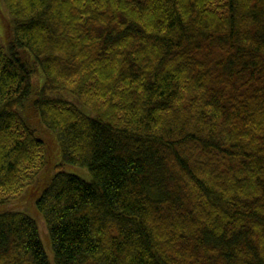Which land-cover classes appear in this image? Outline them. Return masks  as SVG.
Returning a JSON list of instances; mask_svg holds the SVG:
<instances>
[{
	"label": "trees",
	"instance_id": "16d2710c",
	"mask_svg": "<svg viewBox=\"0 0 264 264\" xmlns=\"http://www.w3.org/2000/svg\"><path fill=\"white\" fill-rule=\"evenodd\" d=\"M1 1L0 264H264V0Z\"/></svg>",
	"mask_w": 264,
	"mask_h": 264
},
{
	"label": "rangeland",
	"instance_id": "374dc122",
	"mask_svg": "<svg viewBox=\"0 0 264 264\" xmlns=\"http://www.w3.org/2000/svg\"><path fill=\"white\" fill-rule=\"evenodd\" d=\"M220 1H221V0H216L215 3H214V5L216 4L217 6H219L218 3H219ZM1 6H2V7H1ZM217 6H215V8H216ZM0 8H2V9L4 10V16H5V18H6L5 23H6V25H7V29H5V27L0 23V38H1L3 41H5L6 30L8 31V32H7V37H8V36L10 37V29H9V28H10L11 19H10L9 15H8L7 11L5 10L4 4L2 3L1 0H0ZM55 98H56L55 100H60V99H67V100H70L69 97H65V96H62V95H61V96H56ZM22 113H23V112H22ZM23 116H24V118H25L26 120H28L27 117H30V119H32V122H33V121L36 122V118H35V116H34L32 113L28 114L27 112H26V113L24 112ZM37 124H38V122H37ZM37 127H39V126H37ZM43 182H46V181H44V179H43ZM7 197H8L9 199L16 198V197L13 196V195H8V196H2V195H0V198H7ZM5 210H7V211H21V212H24V213L27 212V211L22 210V208L20 207V203L17 202V201H15V200H14L11 204L7 205L6 208H5ZM0 211H1V210H0ZM39 227L41 228V230L44 229V227H43V222H42V223H39Z\"/></svg>",
	"mask_w": 264,
	"mask_h": 264
}]
</instances>
